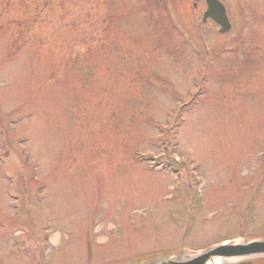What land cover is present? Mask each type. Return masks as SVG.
<instances>
[{
    "label": "rangeland",
    "instance_id": "1",
    "mask_svg": "<svg viewBox=\"0 0 264 264\" xmlns=\"http://www.w3.org/2000/svg\"><path fill=\"white\" fill-rule=\"evenodd\" d=\"M217 1L224 35L204 0H0V264L264 241V0Z\"/></svg>",
    "mask_w": 264,
    "mask_h": 264
},
{
    "label": "water",
    "instance_id": "2",
    "mask_svg": "<svg viewBox=\"0 0 264 264\" xmlns=\"http://www.w3.org/2000/svg\"><path fill=\"white\" fill-rule=\"evenodd\" d=\"M206 10L201 22L212 20L219 26V33L225 34L230 30L225 8L217 0H205ZM264 257V241H253L247 244H219L206 252L191 258L165 261L160 264H209L213 259L233 260L230 264H250L252 258Z\"/></svg>",
    "mask_w": 264,
    "mask_h": 264
},
{
    "label": "bare ground",
    "instance_id": "3",
    "mask_svg": "<svg viewBox=\"0 0 264 264\" xmlns=\"http://www.w3.org/2000/svg\"><path fill=\"white\" fill-rule=\"evenodd\" d=\"M233 260L213 259L209 264H230Z\"/></svg>",
    "mask_w": 264,
    "mask_h": 264
},
{
    "label": "flooded vegetation",
    "instance_id": "4",
    "mask_svg": "<svg viewBox=\"0 0 264 264\" xmlns=\"http://www.w3.org/2000/svg\"><path fill=\"white\" fill-rule=\"evenodd\" d=\"M204 4H205V0H204ZM206 8V6H205ZM226 12V11H225ZM210 21L212 24L216 25L213 21L211 20H206V22ZM217 29H219V27H217ZM231 29V28H230ZM250 264H264V261L263 262H259V261H255V260H250Z\"/></svg>",
    "mask_w": 264,
    "mask_h": 264
}]
</instances>
